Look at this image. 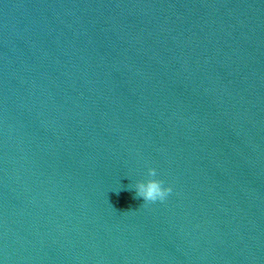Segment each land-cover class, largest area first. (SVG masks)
<instances>
[{
  "label": "water",
  "instance_id": "water-1",
  "mask_svg": "<svg viewBox=\"0 0 264 264\" xmlns=\"http://www.w3.org/2000/svg\"><path fill=\"white\" fill-rule=\"evenodd\" d=\"M0 264H264V0H0Z\"/></svg>",
  "mask_w": 264,
  "mask_h": 264
},
{
  "label": "clouds",
  "instance_id": "clouds-1",
  "mask_svg": "<svg viewBox=\"0 0 264 264\" xmlns=\"http://www.w3.org/2000/svg\"><path fill=\"white\" fill-rule=\"evenodd\" d=\"M156 169L149 170L150 177H156ZM172 188L164 187L163 181L158 179H148L147 181H141L136 185V197L143 198L145 203L164 201L166 197L172 192Z\"/></svg>",
  "mask_w": 264,
  "mask_h": 264
}]
</instances>
